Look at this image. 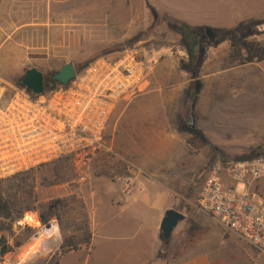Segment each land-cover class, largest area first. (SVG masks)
I'll return each instance as SVG.
<instances>
[{
    "label": "rangeland",
    "instance_id": "rangeland-1",
    "mask_svg": "<svg viewBox=\"0 0 264 264\" xmlns=\"http://www.w3.org/2000/svg\"><path fill=\"white\" fill-rule=\"evenodd\" d=\"M152 1L162 10L201 26L204 32L207 26L215 29L216 41L222 37L206 48L204 59L216 60L203 73L197 103L188 109L189 121L213 137L218 157L239 160L264 156V0ZM155 24L148 0H0V76L18 82L29 68L37 67L44 72L48 89L54 86L53 74L64 64L73 62L79 71L100 56H117L127 48H146L158 61L167 51L184 57L180 64L188 59L177 31L165 22ZM191 76L182 78L185 85ZM185 90L176 99L187 101ZM117 108L118 104L106 130L111 150H97L80 160H54L16 177L8 176L1 183L5 195L19 196L23 205L37 206L25 214L38 211L40 215L49 201L63 199L60 225L65 234L62 231L59 247L44 248L33 238L36 229L22 223L25 214L16 220L0 218V235L11 248L0 256V264H57L64 252V236L81 243L89 236L88 210L77 187L92 179L117 181L129 173L121 157L132 161L117 147ZM190 139L194 146L190 149L203 146L199 161L194 156L184 176L189 184L185 196L197 205L199 190L215 159L212 147ZM263 179L254 190L264 197L259 188ZM237 188L241 191L244 185L238 183ZM27 219L37 222L33 213ZM50 223L41 221L40 228Z\"/></svg>",
    "mask_w": 264,
    "mask_h": 264
},
{
    "label": "crops",
    "instance_id": "crops-1",
    "mask_svg": "<svg viewBox=\"0 0 264 264\" xmlns=\"http://www.w3.org/2000/svg\"><path fill=\"white\" fill-rule=\"evenodd\" d=\"M181 58L165 52L150 77L148 90L118 103L117 147L131 157L134 168L117 181L92 179L73 191L83 194L92 236L90 243L62 252L57 264H264L263 254L185 196L189 184L184 176L192 158L199 161L203 146L190 149L194 146L188 142L192 135L188 126L193 125L188 109L194 108L198 96L193 102L176 98L183 89L188 97L196 80L202 90L203 73L216 59H204L198 75L188 77L185 85L182 78L191 72L181 66ZM202 131L214 145L213 137ZM126 177L131 178L130 195L124 191ZM259 184L264 192V179ZM170 208L181 211L184 219L162 248L161 223ZM32 213L38 223L27 219ZM40 222L38 211L26 213L22 220L36 229V243L44 248L59 247V220L53 218L45 229L40 228ZM160 249L163 256L158 257Z\"/></svg>",
    "mask_w": 264,
    "mask_h": 264
},
{
    "label": "built area",
    "instance_id": "built-area-1",
    "mask_svg": "<svg viewBox=\"0 0 264 264\" xmlns=\"http://www.w3.org/2000/svg\"><path fill=\"white\" fill-rule=\"evenodd\" d=\"M157 64L146 48H127L117 56L96 58L68 85H54L40 94L0 76V178L60 158L80 160L97 150H111L106 141L111 113L120 101L148 90ZM121 158L128 170L134 168ZM263 177V155L217 159L199 190L197 206L264 255V197L253 189ZM124 191L132 192L129 177Z\"/></svg>",
    "mask_w": 264,
    "mask_h": 264
},
{
    "label": "trees",
    "instance_id": "trees-1",
    "mask_svg": "<svg viewBox=\"0 0 264 264\" xmlns=\"http://www.w3.org/2000/svg\"><path fill=\"white\" fill-rule=\"evenodd\" d=\"M148 4L150 5V7L154 12L156 26L159 25L161 22H165L170 28L176 30L177 33L180 35L182 44L186 47L189 56L188 59L182 61L181 66L184 69L190 71L192 75L196 77L204 60L206 48L208 44L218 43L222 40V37H219L218 40L216 41V38L214 39L216 35L213 38H210L206 34V31L205 32L203 31V28L201 26L194 25L186 20H183L181 18H178L170 14L169 12H166L165 10H162L152 0H148ZM213 31L217 34L215 29H213ZM23 76L18 80V82L22 83ZM58 84L59 83L54 81V85H58ZM200 89H201V82L199 80L192 82L191 87L188 90V98L191 102H193L196 99V96L200 91ZM188 129L192 134L190 139L191 142L200 141L202 144L209 145L210 147L213 148V152H214L213 157L215 159L214 161H216L217 159L226 161L224 158L218 157L220 151L214 145L210 144L204 132L200 128L191 124L188 126ZM65 158L70 159L71 157H64L60 159H65ZM244 159H249V158H244ZM21 173L13 174V176L16 177ZM6 179L8 178L6 177L0 178V185ZM26 193L30 194V192H26ZM63 203L64 200L61 198H56L49 201L46 204L47 207L46 211L40 212V219L42 223H49L53 218H57L61 224V220H62L61 208ZM29 210H37V206L34 204L23 205L22 200L19 198V196L5 195L0 187V218H9L10 220H16L22 218L25 212ZM91 234L92 233L90 232L89 236L83 239L82 243L90 242ZM82 243L76 242L70 237L68 238L67 236H64L61 246L63 247V250L65 252L70 249L78 248L80 245H82ZM167 244H168V239H165L162 236V248L167 246ZM10 249L11 248L9 244L6 242L5 237L3 235H0V256H4L8 251H10ZM157 256L158 257L163 256L162 249L158 251Z\"/></svg>",
    "mask_w": 264,
    "mask_h": 264
},
{
    "label": "water",
    "instance_id": "water-1",
    "mask_svg": "<svg viewBox=\"0 0 264 264\" xmlns=\"http://www.w3.org/2000/svg\"><path fill=\"white\" fill-rule=\"evenodd\" d=\"M205 31L210 38L214 36L210 26H207ZM76 74L75 64L68 62L53 74V80L61 85H68L76 77ZM22 83L34 93L40 94L45 88L44 72L37 67L29 68L23 76ZM182 219H184V214L181 211L174 208L168 209L161 223L163 238L169 239L172 231Z\"/></svg>",
    "mask_w": 264,
    "mask_h": 264
},
{
    "label": "flooded vegetation",
    "instance_id": "flooded-vegetation-1",
    "mask_svg": "<svg viewBox=\"0 0 264 264\" xmlns=\"http://www.w3.org/2000/svg\"><path fill=\"white\" fill-rule=\"evenodd\" d=\"M213 32H214V31H213ZM215 35H216V33L214 32V36H215ZM214 36H213V37H214ZM213 37H212V38H213Z\"/></svg>",
    "mask_w": 264,
    "mask_h": 264
}]
</instances>
